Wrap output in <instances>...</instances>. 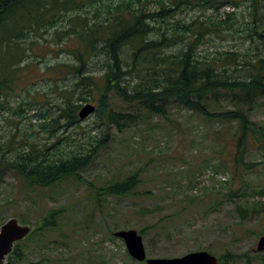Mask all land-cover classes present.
<instances>
[{"label":"trees","instance_id":"obj_1","mask_svg":"<svg viewBox=\"0 0 264 264\" xmlns=\"http://www.w3.org/2000/svg\"><path fill=\"white\" fill-rule=\"evenodd\" d=\"M191 11L213 15L184 22L180 16ZM44 34L71 59L47 68L55 71L50 80L60 92L54 102L38 101L29 90L26 99L16 90L19 64L36 43L31 36ZM208 36L243 40L249 47L205 55L200 47ZM69 76L73 80L67 85ZM80 89L87 92L85 97H76ZM93 91L98 94L97 121L119 132L155 117L167 119L175 106L209 121L235 123L236 155L243 162L250 143L264 146V125L251 119L264 101V0H0V115L9 114L7 122L17 129L0 132V188L7 173L32 189L46 190L67 178L82 180L112 139L108 133L75 137L81 122L78 102H89ZM113 96L132 111L117 110ZM223 101L233 108L218 109ZM37 127L47 134L44 141L33 137L36 132L30 134ZM139 183V174L133 173L93 187L94 201L101 207L106 198H125ZM247 204L237 206L244 216L250 214ZM63 213L50 210L35 223L7 264H23L26 241L55 230ZM161 222L139 234L147 237ZM245 257L246 264H254ZM256 257L264 260V252ZM235 258L227 252L219 261Z\"/></svg>","mask_w":264,"mask_h":264},{"label":"rangeland","instance_id":"obj_2","mask_svg":"<svg viewBox=\"0 0 264 264\" xmlns=\"http://www.w3.org/2000/svg\"><path fill=\"white\" fill-rule=\"evenodd\" d=\"M211 15L191 11L180 18L191 23ZM31 39L36 43L19 64L16 90L26 99L29 90L38 101L54 102L60 92L50 80L56 77L55 71L47 68L70 63L71 59L68 52L52 43L49 34L32 35ZM248 47L243 40L208 36L200 53H240ZM96 74L100 77L101 72ZM72 80L69 76L66 84ZM94 93L89 102L78 104L96 107L98 94ZM86 95L80 89L76 97ZM112 98L117 110L132 111L115 96ZM217 108L232 109L233 105L223 101ZM8 118L9 114L0 115L2 134L17 132ZM97 119L95 112L81 121L75 137L85 140L89 134L101 137L108 133L112 139L82 173V180L67 178L46 190L32 189L13 173L6 174L0 188V227L11 218L27 220L33 227L50 210L64 211L55 230L26 241L23 264H146L133 262L124 241L114 233L129 229L139 233L159 221L160 227L152 229L147 237L141 235L149 258H179L192 252L212 251L218 258L227 252L237 256L225 264H246L245 256L254 264H264L256 257L262 254L257 245L264 235V146L260 142L250 143L241 162L237 157L240 155H236L235 123L209 121L180 106L173 107L167 119L155 117L124 132L113 125L108 128ZM251 119L264 125V101L256 106ZM25 121L19 125V136ZM35 132V139L44 141L47 137L38 127L30 134ZM133 173H138L140 180L134 194L109 197L101 207L97 206L93 187H103ZM245 203L251 206L246 216L237 209Z\"/></svg>","mask_w":264,"mask_h":264},{"label":"water","instance_id":"obj_3","mask_svg":"<svg viewBox=\"0 0 264 264\" xmlns=\"http://www.w3.org/2000/svg\"><path fill=\"white\" fill-rule=\"evenodd\" d=\"M96 107L92 104L84 105L79 112L83 121L93 115ZM33 231V227L23 225L16 218L9 219L0 227V264H6L7 258L14 250L15 244L25 240ZM114 236L123 240L128 254L137 262L146 264H220L218 257L208 251L188 253L179 258H149L143 237L134 229L121 230ZM257 251L264 252V235L259 238Z\"/></svg>","mask_w":264,"mask_h":264}]
</instances>
